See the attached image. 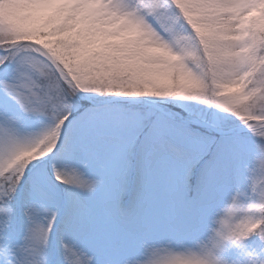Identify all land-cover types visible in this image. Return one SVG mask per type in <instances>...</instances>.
<instances>
[{"label":"snow or ice","instance_id":"snow-or-ice-1","mask_svg":"<svg viewBox=\"0 0 264 264\" xmlns=\"http://www.w3.org/2000/svg\"><path fill=\"white\" fill-rule=\"evenodd\" d=\"M0 264H264V0H0Z\"/></svg>","mask_w":264,"mask_h":264}]
</instances>
